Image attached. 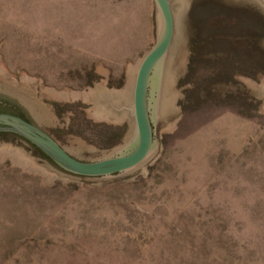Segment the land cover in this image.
<instances>
[{
  "label": "rangeland",
  "instance_id": "1",
  "mask_svg": "<svg viewBox=\"0 0 264 264\" xmlns=\"http://www.w3.org/2000/svg\"><path fill=\"white\" fill-rule=\"evenodd\" d=\"M169 1L145 161L82 177L0 139V264H264V7ZM157 29L154 0H0V105L75 157L117 153Z\"/></svg>",
  "mask_w": 264,
  "mask_h": 264
},
{
  "label": "water",
  "instance_id": "2",
  "mask_svg": "<svg viewBox=\"0 0 264 264\" xmlns=\"http://www.w3.org/2000/svg\"><path fill=\"white\" fill-rule=\"evenodd\" d=\"M264 7V0H260ZM158 14L157 38L141 59L132 91L131 112L134 119V135L117 153L96 159H80L70 154L46 131L26 119L8 112H0L1 129L17 132L40 148L62 169L82 177H111L133 169L151 154L156 139L149 116L148 91L155 88L153 75L160 67L170 46L174 19L169 0H154Z\"/></svg>",
  "mask_w": 264,
  "mask_h": 264
},
{
  "label": "flooded vegetation",
  "instance_id": "3",
  "mask_svg": "<svg viewBox=\"0 0 264 264\" xmlns=\"http://www.w3.org/2000/svg\"><path fill=\"white\" fill-rule=\"evenodd\" d=\"M8 112V113H11V114H15V115H18L24 119H26L27 121H30L22 112L18 111V110H15V109H12V108H7V107H4V106H1L0 105V112ZM31 122V121H30ZM0 126H3L0 124ZM12 136L14 138H18L19 140L21 141H24L26 143H28L30 146H32L33 148H35L37 151H39L40 153H42L44 156H46L47 158H49L50 160H52L48 155H46L40 148H38L36 145L30 143L28 140H26L24 137H22L20 134H18L17 132H14V131H11V130H6V129H1L0 128V139L1 138H6V136ZM53 161V160H52ZM54 162V161H53ZM58 165V164H57ZM59 166V165H58ZM60 167V166H59ZM62 168V167H61ZM65 170V169H64ZM66 171V170H65Z\"/></svg>",
  "mask_w": 264,
  "mask_h": 264
},
{
  "label": "bare ground",
  "instance_id": "4",
  "mask_svg": "<svg viewBox=\"0 0 264 264\" xmlns=\"http://www.w3.org/2000/svg\"><path fill=\"white\" fill-rule=\"evenodd\" d=\"M70 94H72V96L80 95V93H78V92H74L73 93V92H70V91H65V92L59 93V95L60 96H63L64 98H69ZM6 155L9 156V157H11L14 162L20 163V164H22L26 168H30L31 167V165H29V163L26 162V160H23V158H21V156H19L17 154L15 155V154L7 153ZM6 155H5V157H6Z\"/></svg>",
  "mask_w": 264,
  "mask_h": 264
}]
</instances>
